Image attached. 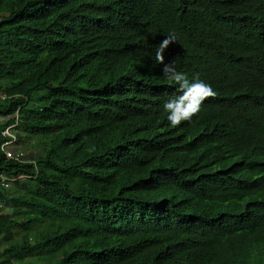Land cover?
<instances>
[{
  "label": "trees",
  "instance_id": "obj_1",
  "mask_svg": "<svg viewBox=\"0 0 264 264\" xmlns=\"http://www.w3.org/2000/svg\"><path fill=\"white\" fill-rule=\"evenodd\" d=\"M172 32L217 93L175 128ZM0 93L42 146L0 149V264H264V0H0Z\"/></svg>",
  "mask_w": 264,
  "mask_h": 264
},
{
  "label": "clouds",
  "instance_id": "obj_2",
  "mask_svg": "<svg viewBox=\"0 0 264 264\" xmlns=\"http://www.w3.org/2000/svg\"><path fill=\"white\" fill-rule=\"evenodd\" d=\"M177 36L174 32L166 36V38L156 47L155 60L158 64H163V76L169 85H175L176 91L179 95L166 101L163 104V110L168 113L167 120L171 127H178L182 122L191 121L192 118L200 112L201 105L209 98H215L217 93L212 86L200 79V74H194L190 80L188 76L181 71H178L175 66V61L172 63H164L163 53L170 44L176 42ZM8 96L5 93H0V101L5 100ZM19 123L18 111L11 115L0 114L1 135L6 140L1 144L0 149L6 159H11L17 162H28L34 167V156L24 155V153L17 148L18 142L21 138H30L32 136H17L16 126ZM9 129L11 135L2 133L4 129ZM41 149L39 150V154ZM19 178H27L25 175L18 174L16 176H9L0 173V187L8 189L13 186L14 180Z\"/></svg>",
  "mask_w": 264,
  "mask_h": 264
},
{
  "label": "rangeland",
  "instance_id": "obj_3",
  "mask_svg": "<svg viewBox=\"0 0 264 264\" xmlns=\"http://www.w3.org/2000/svg\"><path fill=\"white\" fill-rule=\"evenodd\" d=\"M8 83V81H6ZM17 148H19L24 155H38L39 150L42 148V146L38 143V139L35 136H32L30 138H21L20 142L17 144Z\"/></svg>",
  "mask_w": 264,
  "mask_h": 264
},
{
  "label": "built area",
  "instance_id": "obj_4",
  "mask_svg": "<svg viewBox=\"0 0 264 264\" xmlns=\"http://www.w3.org/2000/svg\"><path fill=\"white\" fill-rule=\"evenodd\" d=\"M2 133H5V134H7V135H11V133H10V131H9V129H4L3 131H2Z\"/></svg>",
  "mask_w": 264,
  "mask_h": 264
}]
</instances>
